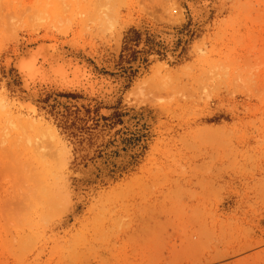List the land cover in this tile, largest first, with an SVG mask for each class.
Instances as JSON below:
<instances>
[{
  "label": "rangeland",
  "instance_id": "obj_1",
  "mask_svg": "<svg viewBox=\"0 0 264 264\" xmlns=\"http://www.w3.org/2000/svg\"><path fill=\"white\" fill-rule=\"evenodd\" d=\"M0 98V264H264V0H0Z\"/></svg>",
  "mask_w": 264,
  "mask_h": 264
},
{
  "label": "bare ground",
  "instance_id": "obj_2",
  "mask_svg": "<svg viewBox=\"0 0 264 264\" xmlns=\"http://www.w3.org/2000/svg\"><path fill=\"white\" fill-rule=\"evenodd\" d=\"M52 54H49L44 46L39 45L31 50L29 49L25 55L16 58L14 67L22 87L26 91L34 92L35 89L46 86L58 91H76L87 95L97 94L105 96L113 89L114 85L107 78H97L85 66ZM13 106L12 102L8 104L3 98H0V119L7 113L8 119L6 118V121L8 126L14 127L15 122L11 121V119H16L15 121L32 119V123H34L35 119L32 117V113H34L35 109L30 101L20 100L18 102V108H16L18 114L15 119L11 116L9 117L10 114H8ZM22 110H27L29 114H24ZM46 131L51 139H55L56 134L50 128H46Z\"/></svg>",
  "mask_w": 264,
  "mask_h": 264
}]
</instances>
